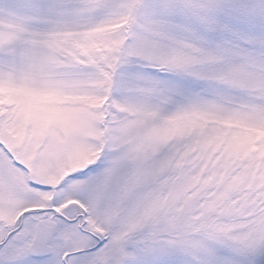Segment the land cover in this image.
Here are the masks:
<instances>
[{
    "label": "snow or ice",
    "instance_id": "snow-or-ice-1",
    "mask_svg": "<svg viewBox=\"0 0 264 264\" xmlns=\"http://www.w3.org/2000/svg\"><path fill=\"white\" fill-rule=\"evenodd\" d=\"M0 264H264V0H0Z\"/></svg>",
    "mask_w": 264,
    "mask_h": 264
}]
</instances>
